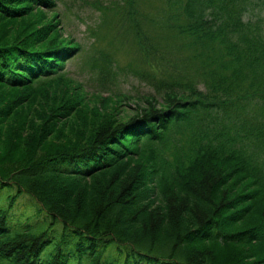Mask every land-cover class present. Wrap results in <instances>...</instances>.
I'll return each instance as SVG.
<instances>
[{"label": "trees", "instance_id": "1", "mask_svg": "<svg viewBox=\"0 0 264 264\" xmlns=\"http://www.w3.org/2000/svg\"><path fill=\"white\" fill-rule=\"evenodd\" d=\"M60 1L0 0V264H264V0H122L164 89L131 114L65 71Z\"/></svg>", "mask_w": 264, "mask_h": 264}, {"label": "rangeland", "instance_id": "2", "mask_svg": "<svg viewBox=\"0 0 264 264\" xmlns=\"http://www.w3.org/2000/svg\"><path fill=\"white\" fill-rule=\"evenodd\" d=\"M96 2L97 5L103 2L108 8H95ZM147 2L152 7L144 3L139 7L158 16V0ZM123 5L122 0H61L58 10L63 35L83 46V51L67 63L66 72L88 92L100 93L104 98H125L120 111L131 114L146 106L147 99L160 102L164 89L155 87L158 82L149 75L154 71L152 67L140 64L137 55L129 52L128 39H123V34L117 35L120 15L114 9ZM149 17L158 20L152 15ZM109 60H112L111 64ZM100 64H107L109 72L101 75ZM161 77L165 79L163 75ZM29 203L28 198L20 201L21 214L32 213L26 210Z\"/></svg>", "mask_w": 264, "mask_h": 264}]
</instances>
